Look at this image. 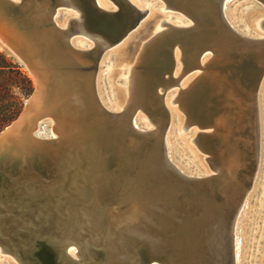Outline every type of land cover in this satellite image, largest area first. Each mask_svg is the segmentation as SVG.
Returning a JSON list of instances; mask_svg holds the SVG:
<instances>
[{
	"label": "bare ground",
	"instance_id": "obj_1",
	"mask_svg": "<svg viewBox=\"0 0 264 264\" xmlns=\"http://www.w3.org/2000/svg\"><path fill=\"white\" fill-rule=\"evenodd\" d=\"M13 1L20 8L23 29L2 19L0 25L28 61L39 84L27 128L21 127L12 141L0 148V160L10 162L0 179V234L5 238V246L14 249L16 262L27 259L23 264H37L34 242L44 241L57 254L68 256L69 260L62 259L61 264H123L135 259L133 253L137 254L139 247L145 249L150 259L146 264H160L156 258L161 254L168 256L169 264H231L228 237L232 227V264H241L243 222L263 160L259 110L264 102V70L255 91L239 92L224 81L218 68L234 53L248 56L264 67V35L249 37L229 24L226 10L235 0H223L222 5L220 0H161L165 6L157 9L128 0L147 12L136 28L114 44H109L101 34L88 32L84 12L75 0ZM256 1L264 6V0ZM54 3L59 6L50 19ZM96 3L105 11L117 9L114 0ZM5 4L0 0V15H4ZM61 7L65 10L60 12ZM166 8L176 10L184 18L169 24L157 16L158 11ZM62 12L67 15L60 18ZM50 20L52 25L48 26ZM146 20L153 21L151 32L140 41L134 55L125 58L128 43ZM70 22L76 23L75 32L67 39L65 32L72 26ZM261 23L264 26V21H256ZM27 26L29 30L24 32ZM77 36L91 41H78L83 48L79 50L74 47ZM151 39L154 43L146 46ZM113 47L116 61L109 69L110 81L115 83L126 62L129 66L123 69L128 73V81L125 87L116 88L117 100L111 109L99 95L102 91L107 98L108 93L98 82V71L104 53ZM188 48L191 51L187 52ZM93 52L103 53L94 71L88 68ZM162 54L161 64L143 67ZM168 54L171 70L159 74L156 69L165 67ZM181 78L184 80L170 101L178 102L180 112L186 115L185 124L211 128L195 133L193 139L198 145L203 138L211 147L210 157L206 158L215 171L211 175L206 170L203 176L189 175L173 161L167 139L170 111L165 98ZM203 90L209 96L221 93L222 112L193 114L199 109L197 97ZM126 93V104L121 107ZM139 108L147 113L150 129L137 123ZM40 115L54 116L63 144L60 151L48 157L50 166L44 170L46 174L41 167V145L27 139L30 118ZM42 124L43 121L37 122L33 136H39ZM123 125L133 126L136 133H127ZM151 130L162 133L159 144ZM53 135L56 136L54 131ZM126 145L136 150L126 160V170L133 172L132 177L113 180L105 174L101 178L98 173H104ZM198 147L206 152L202 145ZM163 156L176 172L164 166L168 176L160 173L153 160L160 158L165 165ZM251 166L250 186L245 190ZM128 178L136 184L132 185ZM108 181L112 183L109 189ZM214 191L219 202L214 199ZM207 192H211V199L206 197ZM178 195L182 197L180 201ZM100 200H107V208L100 209ZM116 200L127 201L125 212H120ZM139 202L145 209L139 210ZM130 212L135 213L131 217L142 224V230L129 229L127 221L121 222ZM103 219L101 228L98 220ZM0 252L11 256L2 246Z\"/></svg>",
	"mask_w": 264,
	"mask_h": 264
},
{
	"label": "water",
	"instance_id": "obj_2",
	"mask_svg": "<svg viewBox=\"0 0 264 264\" xmlns=\"http://www.w3.org/2000/svg\"><path fill=\"white\" fill-rule=\"evenodd\" d=\"M5 1V12L4 15H0V19L6 21V22H14L17 24L18 28H20V8L18 4L13 0H4ZM78 4H80L84 16H85V22L88 29V32L91 34H101L104 36L106 41L109 44H114L118 42L129 30L134 29L137 27L138 23L143 19L145 16L147 10L146 9H138L136 6L131 4L128 0H114L115 4L117 5V9L115 11H105L102 8H100L96 0H75ZM224 1L220 0L219 4L222 5ZM59 6L58 3H54L51 7L50 11V19L54 17V14L57 10V7ZM60 12L64 11L65 8L61 7L59 8ZM72 26L67 28V32H65L66 38L70 39L74 31V26L76 25L75 22H70ZM51 20L49 22L48 26H51ZM20 29H23L21 27ZM29 30V26L24 27V32H27ZM155 39V38H154ZM154 39L149 40L146 46L153 44ZM0 51L5 52L9 55H11L21 66H23L29 75L32 78L33 84H34V90L28 100L26 101L23 110L19 114V116L3 131L0 132V148L3 147V145L7 144L9 141L13 140V135L22 127L27 128V119L29 118L30 113L33 111V103L35 99L38 96L39 93V84L37 82L36 75L32 72V68L30 67L28 61L26 58H24L21 51L18 49V47L13 43L12 38L3 31L2 26L0 25ZM191 51L190 48L187 49V52ZM101 54H103L101 52ZM99 52H93L91 55L93 58L92 65H90L88 68L90 70L95 69L96 63L98 62V59L100 56H102ZM162 59H164V55H158L157 60H149L148 64H144V68H148V65L153 64H161ZM167 63L165 67H158L156 71L159 74H163L167 72L168 70H171V60L169 57V54L167 55ZM236 67H244L245 70L248 71H237ZM220 75L223 76L224 81L227 84H231L235 90L239 92H246V91H255L259 82L260 77L262 74V71L264 70V67L258 66L253 60H251L250 57L242 55L240 53H234L230 56L228 61H226L223 65L219 66L218 68ZM203 87L206 89L207 87L203 85ZM262 90H264L262 88ZM197 100L199 101V109L197 113L195 111H192L194 115L199 116L202 113L209 115L213 113L222 112L224 109V100L221 95L214 94L212 96H209L206 94V90L200 91L198 93ZM200 112V113H199ZM124 116V113L121 114ZM156 115V114H155ZM154 118V115H151ZM49 120L52 125V130L55 132V135L57 138L53 137L51 139H41L39 137L33 136L32 132L35 130V125L37 122ZM125 122V121H124ZM123 122V123H124ZM125 130L127 133H133L135 134L137 129L133 126H125ZM153 135V137L157 140V143L159 144L160 141H162L161 134H157L153 132V130L150 131ZM120 137L117 138V140ZM28 141H31L33 143H38L40 146L39 153L41 155L42 160V169L43 172L45 169L49 168V156H53V152L58 150L60 151V148L62 147L61 138L60 135L57 132L56 128V122L54 119V116H46V115H40L30 118V125H29V136H27ZM116 140V142H117ZM125 144H127L128 139L125 138ZM202 145L204 150L207 152V155L209 157V154L212 152L211 147H208L207 144L204 143L203 138L200 139L199 144ZM114 146V145H112ZM127 148L122 151L121 155H119L115 161H110V166L105 167L104 173H98V175L101 178H105V174H110L113 177V180L115 178L121 177H130L131 174H133L132 171L127 172L126 167V160L129 157H133V154H135L136 150L133 149L131 146H127ZM138 149V147H136ZM159 157H161L159 155ZM165 159V165L161 163L160 158H155L153 162H155L159 166V171L163 175H166L165 169H163L164 166H167L169 169H172L176 172L175 168L168 162L165 156H163ZM148 161V160H147ZM10 164V162L2 161L0 160V179L3 177L4 173L6 172V167ZM261 165V164H260ZM262 167V166H261ZM263 169V168H262ZM264 171V170H263ZM253 173V166H251V169L249 170V179L244 182V188L247 190L250 186V176ZM44 174H46L44 172ZM132 177V176H131ZM130 181H132V185L136 184V181L132 178H128ZM185 180H191L192 178L184 177ZM109 183L106 184L107 188H111L110 185H112L111 181H108ZM201 183H205V180L201 181ZM110 184V185H109ZM137 187V186H136ZM213 191V190H212ZM213 196L216 202H219V196L216 191L213 192ZM206 197L211 199V192H207ZM182 199L181 196L178 195L177 201H180ZM116 202L119 204L120 212H125L124 205H126L124 202L127 203V201H119L116 200ZM130 203V200H128ZM137 202V201H136ZM138 204V203H137ZM99 207L100 209L107 208V200L99 201ZM140 209L143 208L144 205L139 202ZM155 208V207H153ZM154 210V209H153ZM155 211V210H154ZM135 213L130 212L125 218L122 217V221H127V228L132 230H142L143 226L139 222H137L136 218H132ZM175 215L179 216L180 214L178 212L175 213ZM131 219L130 221H128ZM103 220H98L99 225L101 228H103L102 223ZM106 230V229H105ZM232 227H230L229 230V237H228V248H229V255H230V262L232 264V249H233V238H232ZM165 239V236H164ZM35 252H34V258L36 259L37 264H61L62 259L69 260L68 256L66 254H57L55 250L46 242L44 241H37L34 242ZM0 246H2V250H7L10 252L11 256L18 261L17 256L15 255L14 249H10L9 247L5 246V238L3 235L0 234ZM64 252V251H63ZM135 259L131 262H126L123 264H146L150 261L148 256L145 254V249L143 247H139L137 249V254L133 253ZM139 258V260H137ZM157 262L160 264H169L166 263L169 261L168 256L166 254H161L156 258ZM27 259L19 260L20 264H23V262H26Z\"/></svg>",
	"mask_w": 264,
	"mask_h": 264
},
{
	"label": "rangeland",
	"instance_id": "obj_3",
	"mask_svg": "<svg viewBox=\"0 0 264 264\" xmlns=\"http://www.w3.org/2000/svg\"><path fill=\"white\" fill-rule=\"evenodd\" d=\"M136 1H139L140 3L143 4H147L153 9H157L165 6V3L161 0H136ZM67 12L59 13L60 18L65 17V15H67L66 14ZM59 16L57 17V19L59 18ZM157 16L167 20L169 24H174L179 19L184 18L181 13L171 8H166L164 10L158 11ZM226 16L229 24H231L232 27L237 29L242 34L253 38H261L262 35H264L263 24L262 23L256 24V21L259 20L264 21V6L259 2H257L256 0L233 1L228 5V8L226 10ZM151 22L153 24L152 20H146V22H144L135 31L134 36L128 43V46L124 52L125 58H129L130 56H133L134 55L133 53L136 52L135 50H137L140 41L145 39L148 36V34L151 32L152 30ZM164 28L165 27L163 26L161 29ZM84 39H88V38H84L83 36H77L74 42L75 44L74 47H76L79 50L83 49L79 46L77 42L81 40L83 41ZM130 49L132 50V53ZM115 51H116L115 47H113L104 53V56L100 64V67L102 68H100L98 71V82L102 83V86L104 88V93H108L107 98H104V94L102 93V91H100L99 95L103 99L105 105L111 109L115 108L114 104L116 102L115 100H117L115 95L116 88L118 87L121 88L122 86L125 87L128 81V79H126L128 73L125 74L123 72V69L129 66L128 62H126L127 63L126 67L118 71L119 75L115 77L114 80L115 83L112 82V79L110 81V78L112 77L110 75L111 70L109 69L110 66H112L116 61ZM0 53L7 60L8 64L12 68L9 69V68L0 67V132H1L19 116V114L23 110L26 101L28 100V98L30 97V95L34 90V84L31 76L29 75L27 70L23 66H21V64H19L11 55L2 51H0ZM0 66H2L1 59H0ZM9 70H13V71H9ZM236 70L248 71L245 70L244 67H236ZM16 72H20L26 80L25 81L20 80ZM183 80L184 78L183 79L181 78L179 80L178 85L174 86L171 90H169V92H167L166 94L167 97L165 98L167 100L166 107L170 111V123H169V128L167 130V139L171 146L173 161L177 165L181 166L183 169L188 171L187 173L189 175L203 176L202 173L205 170L208 171L211 175L214 174L215 171L211 168L209 162L206 160V158H208L207 152L201 150L198 147L197 143L193 141V139L195 138V133L201 131L208 132L211 131V128H201L198 125L185 124L186 115L180 112L178 108V102H174L173 104H171L170 101L171 98H174ZM262 88L264 89V83L262 85ZM261 93L263 94L264 90L261 89ZM127 95L128 93L125 94V97L121 101L120 104L121 107L125 106ZM263 107H264V102L262 104L260 103L261 112L259 110L260 113L259 140L261 144L260 148L262 146L264 148V125H263L264 114H262L264 111ZM136 117L138 118L137 123H139L140 127L145 128L144 125H146V128L147 127L149 129L151 128V126H149L150 124L148 122L147 113L144 110L139 108L136 111ZM44 121L41 126V130L39 131L38 137L41 139H51L53 137L56 138V136L53 135L51 122L49 120H44ZM183 126L184 127L186 126V128L183 129ZM246 137L248 138L247 134ZM247 138L245 139V141L247 140ZM260 153H261L260 158L261 159L263 158L261 165L259 163V167L262 166L261 173L256 182L254 192L252 193V197H251L252 199H250L248 211L246 212L245 215L246 219H244L243 222V240H242V247L240 254L241 264H264V171H263L264 149L262 152L260 150ZM0 264H18V263L9 254L0 252Z\"/></svg>",
	"mask_w": 264,
	"mask_h": 264
},
{
	"label": "trees",
	"instance_id": "obj_4",
	"mask_svg": "<svg viewBox=\"0 0 264 264\" xmlns=\"http://www.w3.org/2000/svg\"><path fill=\"white\" fill-rule=\"evenodd\" d=\"M0 59H1V64H2V66H0L1 68L12 69L11 66L8 64L7 60L3 57V55H1V53H0ZM9 71H13V70H9ZM14 71H16V70H14ZM16 74L20 78V80H22V81L26 80L20 72H16Z\"/></svg>",
	"mask_w": 264,
	"mask_h": 264
}]
</instances>
